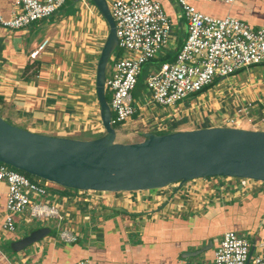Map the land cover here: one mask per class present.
Returning a JSON list of instances; mask_svg holds the SVG:
<instances>
[{
	"label": "crops",
	"instance_id": "crops-1",
	"mask_svg": "<svg viewBox=\"0 0 264 264\" xmlns=\"http://www.w3.org/2000/svg\"><path fill=\"white\" fill-rule=\"evenodd\" d=\"M158 1L174 24L177 20L169 3ZM13 4L14 0H0V15L8 19L14 9ZM81 4L94 18L95 24L101 27L103 22L93 5L88 0L86 5ZM205 4L196 6L210 16L234 17L255 30L263 24L264 0H236L231 5L219 2ZM60 10L53 15L54 18L40 24L32 23L24 29L0 27V116L14 126L21 124L25 130L34 129V133L69 137L80 132L78 120L85 118L84 109L88 102L92 103V96L83 95L86 84L82 79L94 80V74L88 75L87 70L94 67L105 39L96 35L94 29L91 34L92 27L85 16L63 17ZM173 24L169 52L175 50L180 41L184 43L187 34L186 22ZM179 26L182 32L179 41L175 39L177 44L173 49L170 47L173 31ZM45 40L48 44L38 59L29 61V53ZM249 68L238 71L248 73L238 82L229 81L232 87L238 88V107L247 108L249 120L243 123L252 125L258 122L259 112L264 108V103H261L264 102V76L252 73ZM249 90L253 91L251 97V93H246ZM253 100L262 107H256L260 104ZM166 123L169 127L172 124ZM241 123L236 128L264 131L241 126ZM169 131H173L171 127L159 132ZM6 190V184L0 182V218L4 215ZM130 194L131 199L123 205L118 206L117 203L109 207L102 202L95 208L97 211L90 212L89 204L75 197V193L65 192L63 196L48 193L45 201L58 207L62 221H35L45 224L38 228H54L57 239H46L32 249L13 253L9 242L20 238L18 232L25 230L21 224L22 216L28 214L17 216L13 232H0V264H74L84 259L96 264L209 263L227 231L248 240L249 263L255 256L264 254V250L259 248L264 240L263 183L199 179L154 193ZM64 228L77 235L76 243L80 244L81 253H71L72 248L68 245L74 243L66 244L59 240L60 230Z\"/></svg>",
	"mask_w": 264,
	"mask_h": 264
},
{
	"label": "built area",
	"instance_id": "built-area-1",
	"mask_svg": "<svg viewBox=\"0 0 264 264\" xmlns=\"http://www.w3.org/2000/svg\"><path fill=\"white\" fill-rule=\"evenodd\" d=\"M79 1L85 5L87 3V0ZM235 1L175 0L186 22V39L175 53L173 61L161 62L157 68L150 71L146 78L149 98H143L136 103L131 92L136 87L142 66L167 54L172 22L158 0H112L108 4L115 26L116 48L127 53L112 60L105 79V94L109 95L107 103L112 127L124 126L134 117H146L144 113L151 104L162 107L179 106L188 97H194L196 100L189 101L186 108L189 105L203 104L202 95L212 87L224 83L225 79L228 80L242 69L264 64V19L262 26L255 30L237 18L213 17L201 12L196 6L204 2L231 5ZM65 2L66 0H14L10 17L6 19L0 15V27L9 30L24 29L32 23L50 18ZM47 44L48 40H45L37 45L29 53V61L37 60ZM207 87L211 88L203 92ZM198 93H201L199 97L195 96ZM235 109L237 114L246 115L248 112L244 107L237 106ZM183 110L185 109L180 107V111ZM149 115H152V112H149ZM155 119L160 123L154 124L156 127L151 129L152 132L170 130L171 126L164 122L165 117L155 116ZM220 122L219 126L228 123L231 128H236L240 119L233 117ZM207 179L221 181L233 178ZM0 182H4L7 188L4 215L0 218V232H13L15 217L24 214L38 221H62L58 207L45 201L48 191L23 173L0 163ZM218 185L223 186L221 183ZM73 193L78 199L86 201L91 208L99 207V194H104L94 191ZM59 240L72 244L77 241V235L64 228L60 230ZM259 248L264 250V240L259 244ZM249 250L250 243L246 238L227 231L223 234L211 262L193 264H264V254L255 256L249 263ZM74 264L95 263L84 259Z\"/></svg>",
	"mask_w": 264,
	"mask_h": 264
},
{
	"label": "water",
	"instance_id": "water-1",
	"mask_svg": "<svg viewBox=\"0 0 264 264\" xmlns=\"http://www.w3.org/2000/svg\"><path fill=\"white\" fill-rule=\"evenodd\" d=\"M107 25L95 66L94 93L104 134L76 139L34 133L0 116V163L74 191L138 193L207 178H233L264 184V131L231 127L147 132L143 140L115 142L105 98L106 68L117 47L106 0H88ZM123 212V209L115 208ZM46 227L10 243L19 253L48 235Z\"/></svg>",
	"mask_w": 264,
	"mask_h": 264
},
{
	"label": "rangeland",
	"instance_id": "rangeland-1",
	"mask_svg": "<svg viewBox=\"0 0 264 264\" xmlns=\"http://www.w3.org/2000/svg\"><path fill=\"white\" fill-rule=\"evenodd\" d=\"M164 0H161V2ZM107 4H109V0H106ZM166 3H169V8L171 10H173V12H175V16H176V22L173 24L175 25H181L183 23H185V19L183 17V13L182 11L178 8V6L176 5L175 0H166ZM202 5H206L205 3H200ZM207 12V11H205ZM60 15L63 17H77L79 16H85V19L88 18V23L90 24L91 31L94 29L95 34H99L100 37H102V39L104 40L106 38L108 29L107 27L102 23L100 24L101 27H98L95 24V21L93 17H91L88 12L85 10L84 6L81 4L80 1H75V0H66L64 6L62 7V9L59 11ZM98 17L101 19L100 14H97ZM54 18L55 16H51V18ZM98 18V19H99ZM92 20V21H90ZM47 20H41L36 22L37 24L40 23H44ZM177 23V24H176ZM175 31V30H174ZM174 38L173 40H171V44L170 47H172L173 49H175L177 42L175 41V39L178 40V37L180 35V33L182 32V29L179 28L174 32ZM91 34H93V31L91 32ZM98 35V36H99ZM179 41V40H178ZM174 52V50H172ZM171 51V54H173V52ZM169 51H167L168 53ZM127 53L124 52L123 50L116 48L113 52V54L111 55L110 59H109V63L107 65L106 68V75L108 74L110 65L112 63V60L115 59L116 57H123L124 55H126ZM97 55V54H96ZM96 58V56H95ZM163 58V57H161ZM159 58L158 60H153L150 61L146 64H144L142 66L141 69V73L139 76V83L136 85L135 89L131 92L132 98L134 103L141 101V99H145L148 100V96H149V90L146 88V78L148 76V74L150 73V71L154 68H157L160 63L162 62ZM96 61V60H95ZM95 61H94V69H88L87 70V74L88 75H95ZM165 62V61H164ZM249 71H251L252 73L255 74H259V75H263L264 76V65L260 64L257 66H252L248 69ZM248 73H246L244 70L242 72H237L236 74H234L233 76L229 77L228 80H224V83H220L217 87H212L208 92H205L204 95H202L203 99V104H198L196 105V103H194V105L196 106H192L189 105L188 108H186L188 106V102L191 100H196V98L194 97H188L186 98L179 106H171V107H162L159 106L157 104H151V106L146 109V113H144V116L146 117H135L134 119H130L128 120L124 126L118 127L115 131H116V137H115V142L116 143H121V144H128V143H135V142H140L143 140V134L147 133V132H152L151 129H154L156 126L154 125L156 122H159L158 119H155V116H158L159 118H163L164 122H172L171 124V129L173 131H175L174 129L179 130H193V129H199V128H207V127H215V125L219 126L221 125V122H224L225 119L227 118H239L240 122H242L240 125L241 126H245L248 128H258V129H264V124H261V121L263 119V123H264V108L261 106V104L258 101H252L255 103H259L260 105H257L256 107L260 106L262 107L261 111L259 112V117L257 118L256 123L249 125L248 123H243V122H247V119L249 117L246 116L245 114H237L236 113V107L239 105L237 100L239 95L238 94V88L237 87H232L231 83H230V79L233 81H237L239 79H242L243 77H245ZM86 77V75H85ZM236 78V80L234 79ZM93 79V78H92ZM83 83L86 84L84 86L85 89V94L87 97H91V102H88L89 104H87V107L84 109V116L85 118H83V120H78V122L80 123L79 125V130L80 132H78L77 134H75L76 132L73 133V136H69V137H74L76 139H94L97 138L99 136H101L102 134H104L103 129L100 125V121H99V116H98V106L96 103V98H93V95H95L94 93V80L91 81H87L86 79H82ZM85 81V82H84ZM232 85H234V83L232 82ZM251 89V88H249ZM241 93V92H240ZM246 93H251L249 96L251 97L253 95V91L249 90ZM107 97V102H109V97L108 94H105ZM199 97V96H198ZM89 99V98H88ZM233 99V100H231ZM235 100V101H234ZM201 103V100H199ZM262 104L264 102H261ZM192 106V107H191ZM180 107H183V111H180ZM149 112H152V115H149ZM142 113V112H141ZM175 114H177L176 116H174ZM240 116V117H239ZM225 117V119H224ZM143 122H140L139 121ZM261 120V121H260ZM7 123L11 124L9 121H7ZM160 123V122H159ZM13 125V124H12ZM18 126L20 128H25L24 125H15ZM224 127H232L230 125H228V123H223ZM147 127V128H146ZM116 128V126H115ZM31 132H34L32 129H28ZM147 130V131H146ZM173 131H169V132H173ZM36 132V130H35ZM29 177V176H27ZM31 180H33L34 182L38 183L39 185L43 186L48 193H50L51 196L55 195V196H63L61 194H59L60 192H66L63 190V188L54 185L52 183H48L46 181H43L41 179H38L36 177H29ZM177 184H172L170 186V188H173L174 186H176ZM70 193V192H67ZM72 193V192H71ZM151 193H154V191H151ZM59 194V195H58ZM134 195V194H133ZM99 197H101L98 201L100 204H98L99 206L101 205L102 202H106L109 207H113L115 206V204H117L118 206L123 205L126 203V201H129V199H131L132 194H126V193H118V194H109V193H104V194H99ZM159 201V200H158ZM95 207L91 208L90 212L95 211ZM97 211V210H96ZM23 220L21 222L22 227L25 228L24 231H20L18 232V237L22 238L26 235H28L32 230L44 226L45 224L43 223H38L35 220L31 219L28 217V215H24L22 216ZM74 221V220H73ZM89 223H91L90 225H92V222L89 221ZM20 224V225H21ZM75 228L77 229L76 225ZM31 228V230H30ZM49 232L48 235L40 240L39 242L33 244L32 246H29L28 248H26L25 250H29L32 249L34 246L38 245V244H42L46 239H57V232L54 228H48ZM20 230V229H19ZM10 244V242H9ZM24 251V250H23Z\"/></svg>",
	"mask_w": 264,
	"mask_h": 264
},
{
	"label": "trees",
	"instance_id": "trees-1",
	"mask_svg": "<svg viewBox=\"0 0 264 264\" xmlns=\"http://www.w3.org/2000/svg\"><path fill=\"white\" fill-rule=\"evenodd\" d=\"M205 3V2H204ZM200 4V3H199ZM101 20H102V22H103V24L107 27V25H106V23H105V21L101 18ZM182 45H183V42L182 41H180L179 43H178V45H177V47H176V49L174 50V51H179V49L182 47ZM173 52V51H172ZM119 57V56H118ZM173 59H174V52H173V54H171V52H169V53H167V55L166 56H164L163 58H161L160 60L162 61V62H164V61H166V62H171V61H173ZM96 62H97V60H96ZM96 62H95V66H96ZM140 76V75H139ZM139 83V77H138V79H137V84ZM136 84V85H137ZM211 87H212V85H211ZM211 87H207V88H205L204 90H203V92H205V90H207V89H209V88H211ZM202 93V92H201ZM201 93H198V94H196L195 96H198L199 94H201ZM108 97H109V95H108ZM105 98H106V101H107V97H106V95H105ZM6 121V120H5ZM7 122V121H6ZM118 127H116L115 128V126H113V129L114 130H116ZM166 133H169V132H158L157 134H166ZM103 135V134H102ZM101 135V136H102ZM101 136H99V137H101ZM98 138V137H97ZM14 170H16V169H14ZM16 171H18V172H21V173H23L24 175H26V176H29V177H31V175H29V174H26V173H24V172H22V171H19V170H16ZM63 190L64 191H66V192H75L74 190H71V189H66V188H63ZM62 193H64V192H62ZM68 246H70V248H72L71 249V253H74V252H78V253H81V249H80V244L79 243H74V244H72V245H68ZM92 263H94V262H92ZM96 264V263H95Z\"/></svg>",
	"mask_w": 264,
	"mask_h": 264
},
{
	"label": "clouds",
	"instance_id": "clouds-1",
	"mask_svg": "<svg viewBox=\"0 0 264 264\" xmlns=\"http://www.w3.org/2000/svg\"><path fill=\"white\" fill-rule=\"evenodd\" d=\"M222 127H224V126H222Z\"/></svg>",
	"mask_w": 264,
	"mask_h": 264
}]
</instances>
